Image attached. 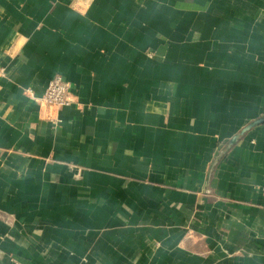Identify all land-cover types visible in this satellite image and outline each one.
<instances>
[{
    "label": "crops",
    "instance_id": "crops-1",
    "mask_svg": "<svg viewBox=\"0 0 264 264\" xmlns=\"http://www.w3.org/2000/svg\"><path fill=\"white\" fill-rule=\"evenodd\" d=\"M187 1L0 0V264H264V0Z\"/></svg>",
    "mask_w": 264,
    "mask_h": 264
},
{
    "label": "built area",
    "instance_id": "built-area-1",
    "mask_svg": "<svg viewBox=\"0 0 264 264\" xmlns=\"http://www.w3.org/2000/svg\"><path fill=\"white\" fill-rule=\"evenodd\" d=\"M85 3L88 0H82ZM5 69L0 66V78L5 76ZM71 85L60 77H55L51 80L45 93L37 101H41L44 105H52L56 108L67 107L73 103Z\"/></svg>",
    "mask_w": 264,
    "mask_h": 264
},
{
    "label": "rangeland",
    "instance_id": "rangeland-1",
    "mask_svg": "<svg viewBox=\"0 0 264 264\" xmlns=\"http://www.w3.org/2000/svg\"><path fill=\"white\" fill-rule=\"evenodd\" d=\"M184 1H186V0H184ZM253 2H256L257 0H252ZM187 2H190L189 0L187 1ZM257 12V11H256ZM254 13V15H256L257 13Z\"/></svg>",
    "mask_w": 264,
    "mask_h": 264
}]
</instances>
